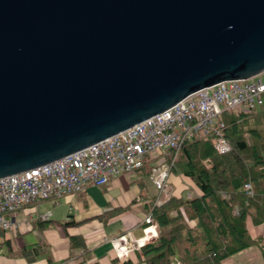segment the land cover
<instances>
[{
  "label": "water",
  "instance_id": "water-1",
  "mask_svg": "<svg viewBox=\"0 0 264 264\" xmlns=\"http://www.w3.org/2000/svg\"><path fill=\"white\" fill-rule=\"evenodd\" d=\"M264 72V0H0V178Z\"/></svg>",
  "mask_w": 264,
  "mask_h": 264
},
{
  "label": "built area",
  "instance_id": "built-area-1",
  "mask_svg": "<svg viewBox=\"0 0 264 264\" xmlns=\"http://www.w3.org/2000/svg\"><path fill=\"white\" fill-rule=\"evenodd\" d=\"M264 106V72L208 87L176 106L155 114L115 135L43 166L0 178V230L14 228L6 214L42 199L82 191L87 183L103 185L110 178L142 168L152 161L149 178L160 196L170 197L167 183L172 166L185 142L209 140L221 154L230 149L224 130V111L250 113ZM244 191L252 193L249 183ZM49 212L42 214L46 219ZM142 236L128 232L110 239L117 259L125 261L157 236L151 214L145 217ZM174 264H179L175 262Z\"/></svg>",
  "mask_w": 264,
  "mask_h": 264
},
{
  "label": "trees",
  "instance_id": "trees-1",
  "mask_svg": "<svg viewBox=\"0 0 264 264\" xmlns=\"http://www.w3.org/2000/svg\"><path fill=\"white\" fill-rule=\"evenodd\" d=\"M234 113L224 118L227 152L217 153L201 138L178 152L172 172L188 177L199 195L170 196L153 206L157 236L142 248L145 264H222L256 242L246 219L264 222V106ZM247 183L251 194L244 191Z\"/></svg>",
  "mask_w": 264,
  "mask_h": 264
},
{
  "label": "crops",
  "instance_id": "crops-1",
  "mask_svg": "<svg viewBox=\"0 0 264 264\" xmlns=\"http://www.w3.org/2000/svg\"><path fill=\"white\" fill-rule=\"evenodd\" d=\"M152 164L113 176L106 184L87 183L77 193L42 199L7 213L14 228L0 230V264H145L142 249L125 261L117 259L110 239L124 232L133 238L142 236L145 217L160 196L149 178ZM167 187L170 196L199 195L192 181L180 173L170 174ZM47 212L48 218L43 219ZM246 228L256 242L222 264H264V222L254 224L247 218Z\"/></svg>",
  "mask_w": 264,
  "mask_h": 264
},
{
  "label": "rangeland",
  "instance_id": "rangeland-1",
  "mask_svg": "<svg viewBox=\"0 0 264 264\" xmlns=\"http://www.w3.org/2000/svg\"><path fill=\"white\" fill-rule=\"evenodd\" d=\"M259 111V110H258ZM235 113L231 112V111H224L223 112V118H228V117H232Z\"/></svg>",
  "mask_w": 264,
  "mask_h": 264
}]
</instances>
